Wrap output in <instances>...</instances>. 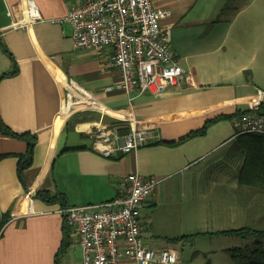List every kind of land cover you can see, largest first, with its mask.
<instances>
[{
  "label": "crops",
  "instance_id": "crops-1",
  "mask_svg": "<svg viewBox=\"0 0 264 264\" xmlns=\"http://www.w3.org/2000/svg\"><path fill=\"white\" fill-rule=\"evenodd\" d=\"M150 2L170 11L159 25L185 72L179 86L159 95H127L110 48L74 47L72 27L63 20L72 0H0V76L17 67L0 79V120L26 136L0 131V264H81L61 210L120 197L130 174L159 181L141 213L149 247L177 252L184 239L170 240L201 230L202 206L185 201L187 192L210 194L206 213L223 227L218 232L264 230V195L237 182L241 159L231 123L264 91V0ZM71 81L99 106L63 117L56 131ZM130 122L154 139L110 158L92 149L93 133L124 134ZM31 142L30 165L19 173V156ZM39 191L63 197L45 201Z\"/></svg>",
  "mask_w": 264,
  "mask_h": 264
},
{
  "label": "built area",
  "instance_id": "built-area-1",
  "mask_svg": "<svg viewBox=\"0 0 264 264\" xmlns=\"http://www.w3.org/2000/svg\"><path fill=\"white\" fill-rule=\"evenodd\" d=\"M169 10H156L150 0H72L63 19L72 27L74 47L100 52L110 48L111 67L121 72L120 87L127 95H159L181 84L185 72L169 49V35L159 21ZM66 117L81 109H97L98 102L71 81L66 85ZM130 100V99H129ZM264 104V91L257 90L249 109L235 116L234 135L264 136V116L256 113ZM115 129L93 133L92 149L103 157L127 154L149 144L150 131ZM124 193L95 205L61 210L64 228L81 248V264H176L177 252L155 249L143 240L142 210L153 196L159 181L130 174L123 180Z\"/></svg>",
  "mask_w": 264,
  "mask_h": 264
},
{
  "label": "trees",
  "instance_id": "trees-1",
  "mask_svg": "<svg viewBox=\"0 0 264 264\" xmlns=\"http://www.w3.org/2000/svg\"><path fill=\"white\" fill-rule=\"evenodd\" d=\"M17 73V67L0 76L1 78L12 76ZM241 112H244L243 110ZM239 112V114L241 113ZM257 114L264 116V104H261L256 111ZM238 114V115H239ZM226 118V117H222ZM206 129L204 126L194 135L203 134ZM0 131L3 134L11 135L16 138L26 139V136H16L11 133L0 120ZM235 149L239 151L241 163L237 172V182L239 185L249 188L250 190L264 195V136L256 134L240 135L235 141ZM33 142L28 143L27 152L19 156V173L30 164L32 156ZM37 196L45 201L62 200L63 195L57 194L49 196L48 192H38ZM5 220L2 222L4 224ZM223 236L236 237L242 241L250 240V244L243 247H234L227 249L225 252L230 256L232 264H264V230L244 226L233 230L221 231ZM190 238L191 236H186ZM181 238H176L172 243L178 242Z\"/></svg>",
  "mask_w": 264,
  "mask_h": 264
},
{
  "label": "rangeland",
  "instance_id": "rangeland-1",
  "mask_svg": "<svg viewBox=\"0 0 264 264\" xmlns=\"http://www.w3.org/2000/svg\"><path fill=\"white\" fill-rule=\"evenodd\" d=\"M73 127H75V122H72L70 125V133ZM196 193L187 192L185 201H188V199L191 201L190 199H193V206H202V211L197 218L201 230H198V234H194L190 238H182L184 240L180 247H178L179 249H177L178 262L176 264H232L230 256L225 251L234 247H243L246 244H250L251 241L246 240L242 242V240H238L235 237H223L218 232V229H222L223 227L215 225L213 221L215 219L209 213H206L211 208L210 206H212L209 200L210 194L199 192L200 195L198 193L196 195ZM194 195L199 196L197 203L192 198ZM188 203L184 204V206Z\"/></svg>",
  "mask_w": 264,
  "mask_h": 264
},
{
  "label": "bare ground",
  "instance_id": "bare-ground-1",
  "mask_svg": "<svg viewBox=\"0 0 264 264\" xmlns=\"http://www.w3.org/2000/svg\"><path fill=\"white\" fill-rule=\"evenodd\" d=\"M65 115H66V112H63L62 114H60V116L57 117V119H56V123H55V130H56V131H57V130L60 128V126L62 125V122H63L62 118L65 117Z\"/></svg>",
  "mask_w": 264,
  "mask_h": 264
}]
</instances>
